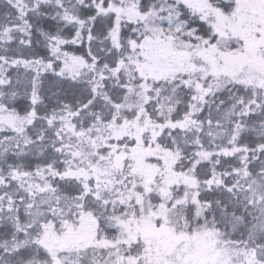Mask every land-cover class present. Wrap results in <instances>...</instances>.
<instances>
[{
  "label": "snow or ice",
  "instance_id": "1",
  "mask_svg": "<svg viewBox=\"0 0 264 264\" xmlns=\"http://www.w3.org/2000/svg\"><path fill=\"white\" fill-rule=\"evenodd\" d=\"M0 264H264V0H0Z\"/></svg>",
  "mask_w": 264,
  "mask_h": 264
}]
</instances>
